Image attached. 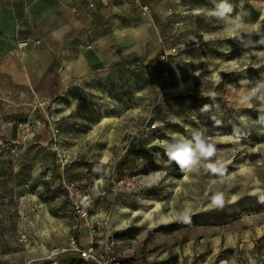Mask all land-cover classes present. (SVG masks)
<instances>
[{"label":"rangeland","instance_id":"obj_1","mask_svg":"<svg viewBox=\"0 0 264 264\" xmlns=\"http://www.w3.org/2000/svg\"><path fill=\"white\" fill-rule=\"evenodd\" d=\"M38 1L0 0V264H264V0H68L34 81ZM174 133L215 139L218 171L169 161Z\"/></svg>","mask_w":264,"mask_h":264},{"label":"crops","instance_id":"obj_2","mask_svg":"<svg viewBox=\"0 0 264 264\" xmlns=\"http://www.w3.org/2000/svg\"><path fill=\"white\" fill-rule=\"evenodd\" d=\"M68 0H39L38 2L44 3L45 7H42L46 12L45 18L42 20L41 25L42 31L36 32L34 30L31 32L32 37L42 39L41 47L39 46L38 50L36 46L31 45L27 50L22 51L25 67L30 73V78L34 81L42 79L45 75L51 73L54 68V63L56 61V55L60 54L62 49L67 48V35L71 30V16L66 10L69 8L67 5ZM53 2V6H50V3ZM52 20L50 19L52 16ZM5 19L8 18L5 22V25H1L4 30L0 29V32L9 34L12 31V12H6L4 14ZM40 26V25H39ZM5 36V35H4ZM7 37V36H5ZM13 38V37H12ZM18 38V37H16ZM31 38V36H30ZM20 37L18 38V40ZM22 40H25L23 37ZM2 41V40H1ZM29 41H34L30 39ZM0 42V51L6 49L7 41ZM33 50V51H32ZM90 67L87 60L84 56H81L76 60V65L74 67L75 74L79 73L80 75L86 74L89 71ZM64 81H70V76L68 73H63Z\"/></svg>","mask_w":264,"mask_h":264},{"label":"clouds","instance_id":"obj_3","mask_svg":"<svg viewBox=\"0 0 264 264\" xmlns=\"http://www.w3.org/2000/svg\"><path fill=\"white\" fill-rule=\"evenodd\" d=\"M231 11L232 7L227 0H220L216 8L209 12V15L219 19H226ZM236 27H239L238 23ZM159 143L165 149V154L169 161L174 162L181 171L199 170L202 162V166L206 171L213 173L218 171V162L212 159L217 155L216 141L213 138H202L199 133H195L193 138L189 140L178 133H174L171 140ZM262 199H264V196H262ZM224 202V192L220 190L212 192L210 207H223Z\"/></svg>","mask_w":264,"mask_h":264},{"label":"built area","instance_id":"obj_4","mask_svg":"<svg viewBox=\"0 0 264 264\" xmlns=\"http://www.w3.org/2000/svg\"><path fill=\"white\" fill-rule=\"evenodd\" d=\"M143 11L146 15L149 14V9L144 7ZM31 45L36 46V47L41 46V42L35 41V40L34 41H24V42L18 43L17 47L19 50L22 51V50L28 49ZM81 252H82L83 258L89 263H92L93 261H95L97 259V253H96V250L93 246H91L88 249L83 250Z\"/></svg>","mask_w":264,"mask_h":264}]
</instances>
